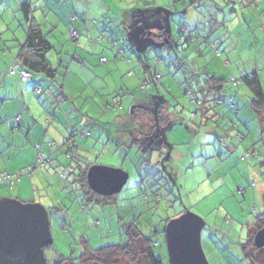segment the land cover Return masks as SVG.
Masks as SVG:
<instances>
[{
    "label": "rangeland",
    "instance_id": "rangeland-1",
    "mask_svg": "<svg viewBox=\"0 0 264 264\" xmlns=\"http://www.w3.org/2000/svg\"><path fill=\"white\" fill-rule=\"evenodd\" d=\"M22 1L0 0V92L7 90L10 99L0 107V149L4 153L0 171L6 163L15 182L13 187L0 182V199L48 207L53 239L52 248L44 253L48 263L81 254L82 238L90 249L124 245L126 224L133 221L142 235L154 242L153 252L162 264H172L165 226L190 212L203 220L201 246L209 264H247L240 244L246 240L247 225L264 209V166L259 163L264 154L260 147L263 140H259L263 133L250 107V92L243 84L231 87L228 82L224 93L236 92L239 110L218 107L221 117L212 120L199 111L194 113L197 106L185 89L189 77L197 72L201 77L214 73L227 80L254 68L261 73L264 85V0H229L226 5L225 0H138L139 5L145 2L151 7L142 9L126 28L116 8L122 0H50L59 8L52 11L61 21L54 35L42 26L50 43L57 44L47 52V60L53 66L63 61L53 83L40 74L22 81L18 74L7 73L15 54L13 46L24 38L22 28L26 26L19 11ZM29 1L36 9V22L52 21V14L41 7L47 0ZM158 7L165 9L166 21L162 16L161 25L167 23L169 34L177 38L180 33L183 42L192 36L185 50H177L185 60L181 65L173 61V53L171 58L157 57L156 62L152 56L157 49H151L155 37L146 36L141 43L135 30L140 26L146 31L145 26L151 23L145 18ZM71 11L92 20L86 22L87 29L80 32L78 41L68 34ZM141 52L155 71L153 80L138 62ZM35 83L40 85V93L34 90ZM199 89L190 88L196 93ZM17 92L24 95L16 96ZM161 102L170 125L162 127L164 143L150 154V162L143 164L144 158L129 142L138 134L128 125L129 110L145 114ZM27 107L35 116L42 115L38 123H28ZM18 113L24 117L21 127L15 117ZM55 114L59 119H53ZM227 125L234 126L228 133L224 132ZM74 129L84 163L128 172L126 184L106 204L84 199L65 170L69 158L63 145ZM231 146L242 149L241 157L236 153L229 158ZM250 149L253 153L249 154ZM27 153H33L30 162ZM258 257L264 264L263 251ZM116 264L131 263L120 258ZM136 264L147 262L141 256Z\"/></svg>",
    "mask_w": 264,
    "mask_h": 264
},
{
    "label": "trees",
    "instance_id": "trees-1",
    "mask_svg": "<svg viewBox=\"0 0 264 264\" xmlns=\"http://www.w3.org/2000/svg\"><path fill=\"white\" fill-rule=\"evenodd\" d=\"M35 10L36 9L33 7L32 1L24 0L19 4V11L22 14V18H20V21H22V25L24 24L26 27L22 28L24 32L23 40L17 42V44H14L13 46L15 47L16 51L13 56L14 61H12V64L17 65L18 71H28L31 74L28 79L33 78L35 74H40L45 79L51 80L53 83L58 73V68L63 65V61L58 60L57 64L53 66L47 60V52H49L53 47L47 40L48 32L43 31L42 24L36 22L33 16ZM70 14L68 16L73 15V13ZM72 17L74 18V16ZM195 28L196 27H194V29ZM148 32H150L149 35L147 34ZM180 32L182 33V30H180ZM69 35L73 36L72 38H74V34L69 33ZM180 35V33L177 34L178 37L175 39L174 36L176 35L169 34L167 28L165 29V24H163L160 28H157L155 31L146 29V31L140 33V36H143V39L146 36L155 37L151 49H157L152 56L155 58L156 62H159V59H157V57L162 56V58H164L166 56L168 58H171V55L173 53V61L175 60V62H178L179 65L183 64L182 62H184L185 60H183L184 58H180L177 55V50L179 48H181V50H185V48H187L190 44L188 42H191L192 38V36L189 35L186 41L183 42ZM206 39L208 38L206 37ZM206 39H204L205 43L207 45H210V43ZM216 52L219 51L217 50ZM161 53H163V55ZM144 54L145 52H141V54H139V56L137 57L138 62L142 66H144V74L150 73V80H153V78L156 77L155 71L151 70L149 63L147 62L148 59L145 58ZM102 59L101 61H105ZM12 64H10L9 66H11ZM192 64H195L194 61L192 62ZM16 74H18V76L20 77L18 72ZM197 74V76H193L192 74L191 77H189L191 78V82L188 81V85L189 83L190 85L185 89L186 93L191 94L193 96V99L195 98V100L193 101L197 106L196 111H194L195 113L199 111L201 114L206 116L208 112L214 110V113L218 115V117H221L219 115L220 111H216L218 107L223 106L224 110L226 109L227 111L233 112H236V110L239 109V105L234 102L232 97L226 96L224 93L225 86L228 82L231 87H238V85L234 86L230 82V77L227 80H224L223 78L216 77L213 73L208 77H201L202 74L200 75L198 72ZM231 77L233 76L231 75ZM236 79L240 80V84H243L250 92V107L251 110L256 113L255 116L258 118L263 116L264 88L257 76L256 71L249 73L241 72L240 76ZM204 80L207 82L206 84H204ZM196 83H199V86H196ZM200 83L202 84V86L200 85ZM191 87L200 88L199 92L196 93L191 91ZM36 88H39V91H37ZM34 90L37 93H40L42 91L38 83H36ZM230 101L236 104V110H233L231 108ZM162 103L163 102L157 105L156 116L154 115V110L151 109L147 112L148 114L146 120L142 119V121L137 122L138 134L136 137L129 140L132 145L136 146L138 154H140L142 158H144L142 160L143 164L149 163L150 154L153 151L158 150L162 142L164 143L165 135L163 133L164 131L162 127H164L165 125H170L169 117H167L166 114L161 111L163 109V107L161 106ZM132 110L136 111L135 108H133ZM86 132L90 134L88 131ZM262 133V138L259 139L260 141L263 140L260 147H264V130H262ZM78 135L79 134L77 133V129H74L71 131V134L65 139L66 142H64L63 146L66 152H68V157H66L69 158L67 159V163L65 164V170H67L68 175L73 177V183L77 184V190L81 193V196L84 199L96 204H106L109 202L111 195H99L93 192L87 184L86 173L91 164L84 163L82 156L77 151L79 146H75L77 139L75 137H79ZM71 143H74V145H70ZM252 148L253 150H255L253 146ZM259 163L260 166H264V154L261 156V161ZM263 225L264 211L255 216L254 222L249 225L251 227V230L249 229V231L247 232L246 240L240 244L247 264H260L261 262L258 257V253L260 255V252H264V247L256 248L254 246L253 235ZM124 234L126 236V242L124 245L109 244L96 249L88 248L87 241L82 238L81 242L83 243V251L81 252V254L76 257L69 256L67 258L55 260L51 264H116L117 260H119L120 258L125 259L128 263L136 264L138 263L141 256L145 258L147 264H162L161 259L157 258L153 252L152 246L154 242L149 237L143 236L141 231L133 221L126 224ZM48 248H52V244L44 248V253Z\"/></svg>",
    "mask_w": 264,
    "mask_h": 264
},
{
    "label": "water",
    "instance_id": "water-1",
    "mask_svg": "<svg viewBox=\"0 0 264 264\" xmlns=\"http://www.w3.org/2000/svg\"><path fill=\"white\" fill-rule=\"evenodd\" d=\"M128 176L122 168L90 165L86 181L93 192L110 196L121 191ZM262 199L264 205V193ZM202 227L203 220L190 212L167 222L164 233L172 264H209L201 246ZM52 242L48 211L43 205L0 199V264H50L44 248ZM253 243L256 248L264 247V225L253 235Z\"/></svg>",
    "mask_w": 264,
    "mask_h": 264
},
{
    "label": "crops",
    "instance_id": "crops-1",
    "mask_svg": "<svg viewBox=\"0 0 264 264\" xmlns=\"http://www.w3.org/2000/svg\"><path fill=\"white\" fill-rule=\"evenodd\" d=\"M64 1H66V0H64ZM110 1H113V0H110ZM126 1V2H125ZM145 2H146V0H144ZM145 2H143L142 4H138V0H122V2H120V4L119 5H116V8H117V10H119L120 11V13H121V15H122V19H123V21H122V25H123V27L124 28H126V25L128 24V25H130L131 24V22H132V19L133 18H137V16H138V13L139 12H141V10L142 9H149L151 6H148V4L147 3H145ZM228 2H229V0H225L224 1V4L226 3V4H228ZM225 4V5H226ZM59 6V5H58ZM108 6V5H107ZM148 6V7H147ZM41 7H45V8H43V10H45V12L46 13H48V14H52V17H53V19H52V21L51 22H47L46 20H44V22H41V24H42V26L43 25H45L46 27H48V32L49 33H51V32H53V35H54V29L56 30V29H58L59 28V26H60V21H61V19L57 16V14L55 13V12H53L52 11V9L53 8H55V7H53L52 5H51V3H50V1L49 0H47V2L45 3V4H42V6ZM108 8L110 9V7L108 6ZM56 10H59V8H55ZM70 13H73V15L72 16H74V18L72 17V16H68L69 18H68V24H67V27H68V34L69 33H73V32H75V35H74V38H72L73 36H70L69 35V37L71 38V39H73V40H76V41H78L79 39H80V35H81V31H86V29H87V23L86 22H92V20H88V19H86V16H85V14L83 13V14H79V13H77V12H75V11H71ZM69 13V14H70ZM164 13H165V9H163V8H161V9H159V7H158V10H157V12H155V11H152L146 18H145V21L146 20H148V23H151V24H149L148 26H145V27H147V29H152L153 31H155L157 28H160L162 25H161V17L162 16H164V20H165V18H166V16L164 15ZM46 15L47 16V20L48 19H50L51 17H50V15ZM71 15V14H70ZM119 18H121V17H119ZM93 19V18H92ZM39 23V22H38ZM131 27H133V26H131ZM136 28V27H135ZM138 28H139V30L136 28L135 30L137 31V33L140 35V33L143 31V29H140V26H138ZM184 29H185V31L187 30V28L186 27H184ZM62 33H63V31H62ZM105 35V33L102 31V33H101V35ZM78 36V37H77ZM56 37V36H55ZM77 37V38H76ZM174 38L176 39V36H174ZM47 40L50 42V39L47 37ZM112 43H113V40L111 41ZM52 47L54 46L55 48H56V46H57V44L56 43H53L52 42ZM16 51V50H15ZM63 51V48H62V50H61V52ZM75 51H76V49H75ZM227 51H229V50H227ZM225 52V51H224ZM63 53V52H62ZM226 53V52H225ZM14 56V55H13ZM13 56H12V61H14V58H13ZM226 62V61H225ZM253 71H256V73H257V76H258V78L260 79V81H261V84H262V86H263V88H264V85H263V81H262V77H261V73H259L258 71V69L257 68H254L253 70H250V71H244V70H242V71H240L239 73H241V72H247V73H249V72H253ZM214 74V73H213ZM9 75V74H8ZM231 75V74H230ZM15 76V75H14ZM216 76V75H215ZM5 78H7L6 76H4ZM16 77V76H15ZM21 78V77H20ZM40 78V77H39ZM31 79H33V78H31ZM22 80V79H21ZM28 80V79H27ZM22 81H26V80H22ZM36 84V83H35ZM240 85V84H239ZM238 85V86H239ZM6 89H10V88H6ZM5 91H7V90H2L1 92H0V97H3L2 99L3 100H1V98H0V107L2 108V106H3V101L4 100H10V99H8V97H7V93L5 92ZM14 94H15V92H14ZM18 95H21V96H23L24 95V92H20V94L17 92V94H16V96H18ZM235 95V96H234ZM234 95H230V94H227L226 96H230V97H232V99L234 100V102L236 103V97H237V95H236V92H235V94ZM15 96V97H16ZM239 105V104H238ZM62 106H60V108H61ZM56 110V109H55ZM239 109H237L236 110V112L238 111ZM26 112V117H27V119H28V123L29 122H33V123H38V120H40V117L42 116V115H36L35 116V114H33L30 110H29V108L27 107V110L25 111ZM133 112V113H132ZM148 112V111H147ZM145 113V114H136V111H134V110H132V109H130L129 110V113H130V118L131 119H128L127 121H128V125L130 126V128H134V129H136V130H138L137 129V122L139 121H142V119H144V120H146L147 118V114L148 113ZM215 111L214 110H211L210 112H208L207 114H206V119H208V118H211L212 120H216V119H218L219 117H218V115H216L215 113H214ZM195 113V112H194ZM157 114V113H156ZM209 114V115H208ZM208 115V116H207ZM16 120L18 121V123H19V125H18V127H21V123L24 121L23 120V115L22 114H20V113H18L16 116ZM56 117V118H55ZM262 117V118H261ZM260 118H259V122H260V128H261V131L262 130H264V115L263 116H261ZM53 119H59L58 118V116L55 114V116H54V118ZM127 119V118H126ZM229 121H231V120H229ZM228 126V125H227ZM229 128L227 129V130H224V132H226V133H228L230 130H232L233 128H234V126L232 125V126H228ZM233 127V128H232ZM235 129H237V128H235ZM228 137H230V136H228ZM132 138H134V137H130L129 138V140L130 139H132ZM241 141V140H240ZM11 144V146L13 145V143L11 142L10 143ZM74 145V143H71L70 145ZM50 146V145H49ZM49 146L47 147V148H49ZM75 146H77L76 145V143H75ZM234 147V146H233ZM232 146L229 148L230 149V153H232L231 155H230V157L229 158H233V155H235L236 153H238L237 155H240V157H241V152H242V149H240V147H234L233 148ZM244 147V146H243ZM5 151V150H4ZM104 151H106L105 149H104ZM252 151H251V149L249 150V154L251 153ZM3 150H1L0 149V157H2L3 158ZM33 154V153H32ZM32 154H28L27 153V155H28V157H27V159H29L28 160V162H30V159L32 158ZM255 154V153H254ZM34 156V155H33ZM248 158H250V157H248ZM248 158H246V160L248 159ZM261 158V157H260ZM2 159H0V161H1ZM32 160V159H31ZM244 160V159H243ZM4 162L5 161H3V164H4ZM58 163V162H57ZM56 164V163H55ZM7 165H6V163L4 164V166H3V170H1L0 172L1 173H5V174H8L9 173V170H8V168L6 167ZM11 172L10 173H12V172H14V171H16V169L15 170H10ZM13 186H15V183H14V185ZM12 186V187H13ZM242 192V191H241ZM242 193H244V191L242 192ZM254 208V207H253ZM47 209V208H46ZM255 209V208H254ZM253 209V210H254ZM261 211H264V209L263 210H261ZM249 229L251 230V227L249 226V225H247V232L249 231ZM255 234V233H254ZM263 248V247H262Z\"/></svg>",
    "mask_w": 264,
    "mask_h": 264
},
{
    "label": "built area",
    "instance_id": "built-area-1",
    "mask_svg": "<svg viewBox=\"0 0 264 264\" xmlns=\"http://www.w3.org/2000/svg\"><path fill=\"white\" fill-rule=\"evenodd\" d=\"M72 34L75 35V32H73ZM102 60H104V59H102ZM17 69H18V68H17V65H16V64H12L11 66H9L8 73H10V74H15V73L18 72L19 75H20V77H21V79H23V80H27V79L31 76V74H30L28 71H26V70H20V71H18ZM229 80H230V82H231L234 86H237V85L240 84V80L235 79V78H233V77H231V76H230ZM36 90L39 91V88H36ZM194 100H195V98L193 99V101H194ZM230 106H231V108H232L233 110H236V109H237L236 104H234L232 101H230ZM86 134H88V133L86 132ZM238 140H240V138H238ZM0 182H6V183H9L10 187H12V186L14 185V183H15V182L11 179V177H10L8 174H5V173H3V174L0 176Z\"/></svg>",
    "mask_w": 264,
    "mask_h": 264
}]
</instances>
